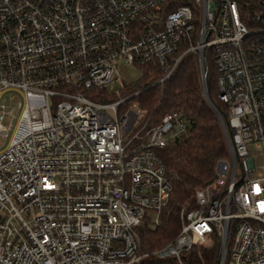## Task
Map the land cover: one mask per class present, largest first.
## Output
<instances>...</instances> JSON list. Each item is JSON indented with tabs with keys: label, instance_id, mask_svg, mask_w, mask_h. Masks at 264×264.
Here are the masks:
<instances>
[{
	"label": "built area",
	"instance_id": "2783aa9c",
	"mask_svg": "<svg viewBox=\"0 0 264 264\" xmlns=\"http://www.w3.org/2000/svg\"><path fill=\"white\" fill-rule=\"evenodd\" d=\"M187 55L205 98L214 64L227 157L175 240L145 251L172 195L157 150L186 123H144L121 69L164 82ZM0 139V264H183L213 245L217 264H264V0H0Z\"/></svg>",
	"mask_w": 264,
	"mask_h": 264
},
{
	"label": "trees",
	"instance_id": "16d2710c",
	"mask_svg": "<svg viewBox=\"0 0 264 264\" xmlns=\"http://www.w3.org/2000/svg\"><path fill=\"white\" fill-rule=\"evenodd\" d=\"M141 70V77L122 90V97L127 98L126 108L135 103L144 113L143 122L150 125H156L171 112L182 114L186 123V131L180 137L157 150L165 165L172 195L161 224L145 225L139 230L144 250L154 251L175 240L181 227V211L188 213L195 209L196 191L214 181L217 165L227 157V149L218 115L204 96L193 56L187 55L164 82L161 81L165 74L157 67ZM208 90L215 107L226 118L227 108L217 96L214 72L208 75ZM217 251V245L196 248L185 255L183 264H217ZM140 264L178 263L174 259L150 257Z\"/></svg>",
	"mask_w": 264,
	"mask_h": 264
},
{
	"label": "rangeland",
	"instance_id": "374dc122",
	"mask_svg": "<svg viewBox=\"0 0 264 264\" xmlns=\"http://www.w3.org/2000/svg\"><path fill=\"white\" fill-rule=\"evenodd\" d=\"M209 72H214V64L213 62H211L209 65ZM121 76H122V80L124 83L130 84L133 83L135 81H137L140 77H141V71L133 66L129 67V68H122L121 69ZM114 88L116 89V91H118L121 87H122V83L121 82H117L114 85ZM122 95V93H121ZM20 100L19 96L14 93V92H7L4 93L2 98H1V103L5 104L8 108H14L17 106V102ZM14 115L16 117H18L20 115L19 111H16L14 113ZM8 123H6L7 125ZM8 145V140H3L0 139V149L3 150L7 147ZM253 152H251V155L256 159V163L257 165H261L262 164V158H261V154L259 151L256 150H252Z\"/></svg>",
	"mask_w": 264,
	"mask_h": 264
},
{
	"label": "water",
	"instance_id": "95a60500",
	"mask_svg": "<svg viewBox=\"0 0 264 264\" xmlns=\"http://www.w3.org/2000/svg\"><path fill=\"white\" fill-rule=\"evenodd\" d=\"M206 99L209 102V104L213 107V109L216 111V107H215V104H214L211 96L210 95H207Z\"/></svg>",
	"mask_w": 264,
	"mask_h": 264
}]
</instances>
